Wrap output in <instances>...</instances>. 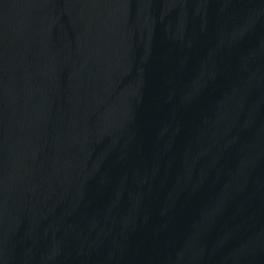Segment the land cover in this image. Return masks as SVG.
<instances>
[{"label": "water", "instance_id": "water-1", "mask_svg": "<svg viewBox=\"0 0 264 264\" xmlns=\"http://www.w3.org/2000/svg\"><path fill=\"white\" fill-rule=\"evenodd\" d=\"M0 264H264V0H0Z\"/></svg>", "mask_w": 264, "mask_h": 264}]
</instances>
